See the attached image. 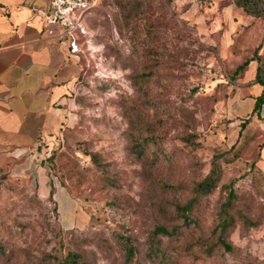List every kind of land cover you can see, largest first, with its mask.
<instances>
[{"label":"rangeland","instance_id":"rangeland-1","mask_svg":"<svg viewBox=\"0 0 264 264\" xmlns=\"http://www.w3.org/2000/svg\"><path fill=\"white\" fill-rule=\"evenodd\" d=\"M255 1L89 0L79 75L41 143L49 192L0 160V264H264L262 128L238 130L224 103L264 43Z\"/></svg>","mask_w":264,"mask_h":264},{"label":"crops","instance_id":"crops-1","mask_svg":"<svg viewBox=\"0 0 264 264\" xmlns=\"http://www.w3.org/2000/svg\"><path fill=\"white\" fill-rule=\"evenodd\" d=\"M45 7L44 0H0V160H15L16 173H35L43 191L49 192L43 161L47 153L41 143L60 125L80 66L77 52L70 48L71 37L59 35V26L55 33L47 32ZM75 33L82 34L78 29ZM257 72L264 79V43L236 76L224 103L238 130L249 117L251 125L261 126L259 152L264 162V102L259 116L252 113L263 87L255 79ZM54 192L65 212L70 194L64 189Z\"/></svg>","mask_w":264,"mask_h":264},{"label":"built area","instance_id":"built-area-1","mask_svg":"<svg viewBox=\"0 0 264 264\" xmlns=\"http://www.w3.org/2000/svg\"><path fill=\"white\" fill-rule=\"evenodd\" d=\"M44 9L47 32L55 33V27H61L59 35H69L70 48L73 52L78 50L79 32L85 33L86 29L82 23V15L90 8L89 0H44ZM38 11L41 9H37Z\"/></svg>","mask_w":264,"mask_h":264},{"label":"trees","instance_id":"trees-1","mask_svg":"<svg viewBox=\"0 0 264 264\" xmlns=\"http://www.w3.org/2000/svg\"><path fill=\"white\" fill-rule=\"evenodd\" d=\"M241 5L244 6H257L256 1L255 0H237ZM253 57H246L245 59H243L240 63H238L233 71V76H237L239 73H241V71L245 68V66L249 63V61L252 59ZM256 81L262 84V91L261 93L257 96L256 98V102H255V106L252 110V113H256L259 116V110L261 107V104L264 102V79L262 77H260V75L256 74L255 77ZM248 121V118L243 120L240 124V130L246 125ZM220 168H218V170L216 169V167H213L211 169V171L200 181L198 182L197 186H196V190L198 192H207L209 190H211L215 184V182L217 181L218 177H219V170ZM230 193H233V190H230ZM187 205H183L182 208H186ZM157 231H164L169 233L168 230H166L163 227H157ZM220 242L226 247V248H231V246L223 239L220 237ZM129 251L132 252L131 250V246H129ZM77 256L78 254L72 251H69L67 253V255L65 256V259L61 262H59L58 264H75V262L77 261Z\"/></svg>","mask_w":264,"mask_h":264}]
</instances>
